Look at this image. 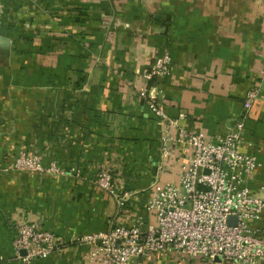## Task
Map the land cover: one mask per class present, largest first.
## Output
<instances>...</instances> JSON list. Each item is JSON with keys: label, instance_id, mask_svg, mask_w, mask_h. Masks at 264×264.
<instances>
[{"label": "crops", "instance_id": "crops-1", "mask_svg": "<svg viewBox=\"0 0 264 264\" xmlns=\"http://www.w3.org/2000/svg\"><path fill=\"white\" fill-rule=\"evenodd\" d=\"M3 7L0 264H21L12 223L23 213L65 239L106 230L115 202L90 182L102 164L131 191L126 221L148 219V185L176 183L187 154L175 147L160 168L158 127L140 89L162 99L168 116L185 112L188 130L213 138L240 117L262 64L264 0H4ZM166 51L168 71L146 80L143 69ZM241 149L260 161L256 188L264 182V85L247 114ZM19 152L65 171L11 170ZM256 225L264 231V212ZM86 251L69 244L31 264H86ZM137 263L237 264L171 251Z\"/></svg>", "mask_w": 264, "mask_h": 264}, {"label": "built area", "instance_id": "built-area-1", "mask_svg": "<svg viewBox=\"0 0 264 264\" xmlns=\"http://www.w3.org/2000/svg\"><path fill=\"white\" fill-rule=\"evenodd\" d=\"M3 4L4 0H0V38ZM169 64L166 51L155 57L141 75L146 80L156 79L168 71ZM263 85L264 54L260 70L244 94L240 117L213 138L188 130L181 124L187 118L185 112L168 116L162 99L140 89L139 96L158 127L160 168H164L165 159L172 157L175 147L187 154L177 182L161 183L154 179L147 187L148 219L136 216L128 222L124 212L131 191L123 179L115 177L110 166L99 165L90 182L115 202L108 228L65 239L62 234L44 228L37 218L23 213L12 223L14 258L21 264H31L76 244L87 246L86 264H135L167 251L211 262L264 264V231L256 225L264 212V182L256 188L251 183L260 161L241 149L247 114L259 100ZM9 165L11 170L37 174L65 171L53 161L45 163L40 156L24 152L14 154Z\"/></svg>", "mask_w": 264, "mask_h": 264}, {"label": "water", "instance_id": "water-1", "mask_svg": "<svg viewBox=\"0 0 264 264\" xmlns=\"http://www.w3.org/2000/svg\"><path fill=\"white\" fill-rule=\"evenodd\" d=\"M229 220H230V218H229Z\"/></svg>", "mask_w": 264, "mask_h": 264}]
</instances>
